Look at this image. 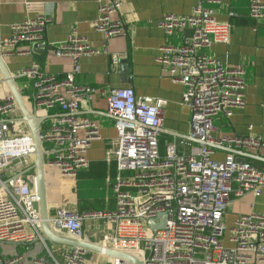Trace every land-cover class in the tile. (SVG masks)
Masks as SVG:
<instances>
[{"label": "built area", "instance_id": "2783aa9c", "mask_svg": "<svg viewBox=\"0 0 264 264\" xmlns=\"http://www.w3.org/2000/svg\"><path fill=\"white\" fill-rule=\"evenodd\" d=\"M247 1L249 16L264 20L262 0ZM123 2L97 0L94 28L106 40L126 33L123 20L113 18ZM221 3L196 0L190 14L165 13L157 23L166 35L192 30L179 44H161L155 61L173 82L183 85L181 103L190 110L189 136L203 143L190 153H179L177 144L169 143L161 155L158 135L166 100L136 96L130 87L108 89L107 111L116 136L109 142L105 159L113 160L117 169L111 186L115 207L79 212L57 206L48 218L54 232L65 231L69 237L83 240L85 222L96 219L110 225L98 242L102 254L110 248L132 254L142 264H264V213L240 214L230 226L223 220L232 197L260 195L264 169L237 160L231 151L216 159L215 149L256 151L264 149V137L213 134L214 116L229 118L245 105L244 67L227 66L205 52L230 39L232 24L216 19ZM49 21L41 12L11 24L12 34L0 40L1 56L32 55ZM99 52L106 51L73 31L54 47L56 56L72 61L64 76L42 72L36 60L16 75L29 80L35 113L47 116L40 126L44 167L57 169L62 177L72 178L86 169L87 152L101 138L99 125L79 114L81 104L89 102L99 89L75 81L79 60ZM118 59L112 54L111 64L116 65ZM17 111L10 92L0 99V243L39 241L48 254L30 263L19 253L0 254V264H84L86 249L73 247L58 260L42 239L38 197L30 172H26L33 162L34 140L25 122L15 116ZM161 223L162 228L152 226ZM111 264L131 263L112 257Z\"/></svg>", "mask_w": 264, "mask_h": 264}, {"label": "crops", "instance_id": "0c3cea01", "mask_svg": "<svg viewBox=\"0 0 264 264\" xmlns=\"http://www.w3.org/2000/svg\"><path fill=\"white\" fill-rule=\"evenodd\" d=\"M195 3L196 0H124L119 14L113 18L119 16L123 20L126 33L106 40L94 28L98 12L97 0H0V40L12 34L10 26L13 23L41 12L50 17L42 42L34 47L32 55L12 54L3 57L8 72L13 76L30 109L34 108L30 82L26 78L16 77L21 68L36 60L42 72L64 76L71 70L72 61L68 57L56 56L54 47L73 31L85 36L92 46L100 50L104 48L106 51L82 57L79 60L80 71L75 73L77 84L99 89L89 102L81 104L79 114L89 117L99 125L101 138L93 141L87 152L89 166L79 170L74 177H62L57 169L45 168L49 216L53 215L57 206L79 212L111 210L115 207L111 186L117 169L113 160L108 162L105 159L109 142L116 136L113 118L108 113L106 104L107 91L110 88L130 87L136 96L160 97L166 100L158 135L161 155H164L169 143H176L179 153L196 151L201 145L189 139L190 110L181 103L183 85L173 82L155 61L161 44H179L182 37L192 33L191 28H185L166 35L157 26L158 21L165 13L188 15ZM230 12L233 14L229 15ZM216 19L232 24L230 39L227 43L213 44L205 52L227 66L244 67L245 105L235 109L229 118L222 114L214 116L213 134L254 133L264 137V20L254 21L249 16L247 0H222L217 6ZM112 54H117L119 58L116 65L111 64ZM9 92L0 74V99ZM15 116L21 117L19 108ZM24 125L29 129L26 123ZM11 126L20 128L15 123ZM180 140L181 143L178 142ZM226 152L223 147L216 148L214 158L222 159ZM234 155L240 161L245 160L264 169V149L236 150ZM250 211L264 213V187L258 196L246 194L240 198L232 197V203L224 212L223 220L230 226L238 215ZM84 230V239L98 244L101 235L110 230V225L101 220L90 219L85 222ZM57 234L68 236L65 231H58ZM51 245L57 249L58 256H53L58 260H62L63 253L71 249L58 244ZM1 251L6 255L19 253L29 263L38 256L48 254L39 241L29 244H4ZM111 262V255L86 249L84 264Z\"/></svg>", "mask_w": 264, "mask_h": 264}, {"label": "water", "instance_id": "95a60500", "mask_svg": "<svg viewBox=\"0 0 264 264\" xmlns=\"http://www.w3.org/2000/svg\"><path fill=\"white\" fill-rule=\"evenodd\" d=\"M125 62V61H124ZM0 74L2 80L7 84L10 93L13 95L16 104L20 110V120L25 122L29 128L30 134L34 140V158L33 162L30 165L29 169L26 172L29 173V178L34 182V188L36 195L38 197V209L41 219V235L42 239L46 244H58L67 247H80L96 252H101L102 248L98 244L91 243L85 239L77 240L71 238L69 236H62L54 232L49 223H48V207L46 201V185H45V167H44V155L42 150V140L40 138V126L41 123L47 119L46 115H37L35 113L34 108L30 109L21 95V92L18 90L14 78L8 72L6 65L4 63L3 57L0 54ZM190 140H194L202 144L203 142L189 136ZM227 151H231L232 153L236 152V150L226 149ZM239 160V159H237ZM240 161V160H239ZM243 161V160H242ZM164 223V222H163ZM163 223L160 225H152L153 228H162ZM105 253L111 255L112 257H117L123 260L129 261L131 264H142V261L133 256L132 254L121 252L118 250H113L107 248Z\"/></svg>", "mask_w": 264, "mask_h": 264}, {"label": "rangeland", "instance_id": "374dc122", "mask_svg": "<svg viewBox=\"0 0 264 264\" xmlns=\"http://www.w3.org/2000/svg\"><path fill=\"white\" fill-rule=\"evenodd\" d=\"M3 245H4V244H1V243H0V254H3V252L1 251ZM54 247H55V246H52L51 244H48V248H49V250L52 252V254H53L54 256H56V255L58 256L57 249H54ZM8 248L12 249L11 246H8ZM64 249H65V248H64ZM64 249H62V250H64Z\"/></svg>", "mask_w": 264, "mask_h": 264}]
</instances>
